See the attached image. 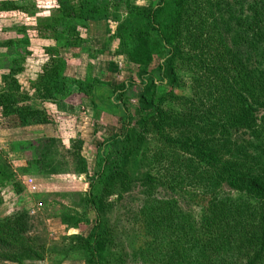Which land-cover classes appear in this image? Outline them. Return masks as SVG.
<instances>
[{"label": "trees", "instance_id": "16d2710c", "mask_svg": "<svg viewBox=\"0 0 264 264\" xmlns=\"http://www.w3.org/2000/svg\"><path fill=\"white\" fill-rule=\"evenodd\" d=\"M76 1H58V15L44 19H37L32 0L0 2V12L36 16L39 38L55 43L45 47L48 59L31 83L32 96L15 78L23 71L15 68L18 59L11 60L0 89L3 117H16L20 127L48 124L49 116L33 108L34 99L58 104L76 91L96 106L93 92L105 86L124 121L121 134L100 143L91 171L75 152L74 174L89 180L79 197L94 222L85 235L63 237L62 252L73 253L65 261L125 264L106 213L138 190L143 204L134 221V260L138 253L143 264H264V0L127 1L124 18L112 16L115 54L136 67L137 81L114 85L88 73L83 79L67 74L66 52L78 47V28L107 22L109 14L110 0ZM5 48L11 50L10 42ZM131 88L137 89L133 112L125 100ZM45 151L33 149L35 159L24 171L64 173L52 168ZM11 172L0 171V187L11 184L20 195L24 187ZM159 191L167 197H157ZM188 204H198V211ZM76 214L65 210L59 220L72 229L82 221L90 227ZM30 230L28 211L0 218V262L43 261L55 252L37 244Z\"/></svg>", "mask_w": 264, "mask_h": 264}, {"label": "rangeland", "instance_id": "374dc122", "mask_svg": "<svg viewBox=\"0 0 264 264\" xmlns=\"http://www.w3.org/2000/svg\"><path fill=\"white\" fill-rule=\"evenodd\" d=\"M58 1L60 0H32L36 6L37 19L57 16ZM127 1L138 6H147L150 3L155 4L158 0H110L107 22L78 28L80 39L78 47L66 52L69 76L83 79L88 73L99 81L110 82L112 85L129 78L137 81L136 67L127 65L122 56L115 54L118 48V41L115 38L117 23L112 16L115 12L120 19H123ZM71 4L78 5L76 0H71ZM36 16H27L19 12H0V89L3 86L2 76L9 73L11 60L16 58L19 65L15 68L21 67L23 70L15 76L21 85V90L31 96L35 92L31 83L36 80L41 68L47 62L45 47L55 45L52 40L39 38V33L35 30ZM9 42L11 50L8 51L5 47ZM84 50H87L89 55ZM100 51L105 53L97 54ZM8 54L10 56L7 58ZM136 92V88H131L125 96L131 112L136 106ZM110 93L109 88L105 86L94 91L96 106L91 104L86 95L77 94L76 91L58 104L34 99L33 108L43 110L51 120L44 125L20 127L16 117H3L0 110V171L6 173L12 171L15 180L20 183L25 178L31 177L37 185V192L32 195L23 192L20 195L16 194L11 184L0 187V218L17 211L25 210L29 213L31 207L40 202L42 204L40 211L35 215H29L31 226L29 235L35 238L37 244H45L47 249H55V252L49 255L46 253L47 257L43 261H28L26 264H85L76 260L65 261V257L73 253L62 252L67 248L66 243L63 242L64 236L78 233L85 235L91 228L90 224L94 222L92 211L83 210V201L79 197L80 194L87 193L89 180L84 175L74 174L79 161L76 160L75 152L80 150L91 171L100 153V143L112 134L123 132L124 121L120 111L112 106ZM184 93L187 94L186 91ZM17 144L26 150L15 149ZM38 145L51 155L52 168H61L64 173L52 176L24 171L28 162L35 159L33 149L38 148ZM41 155L43 156V152ZM224 192H228L227 188ZM72 194L75 196H71ZM155 194L159 198L168 195L165 191ZM114 200V197L110 198L111 202ZM142 202V192L133 190L125 194L123 200L118 202L111 212L106 213L109 225L115 230L125 250L126 257L123 258L125 264H143L138 253L135 260L131 256L137 249V245L135 247L137 226L134 225V221L138 220L136 213L141 208ZM197 206L198 204H192L189 208L197 212ZM65 210H69L72 214L74 211L79 212L76 215L83 217L81 220H87L85 224L89 223L90 227L84 226L83 221L78 229L61 224L59 217H63ZM112 251L118 253L116 249ZM115 260L117 259L113 258L112 262L114 263ZM0 264L13 263L0 262Z\"/></svg>", "mask_w": 264, "mask_h": 264}, {"label": "built area", "instance_id": "2783aa9c", "mask_svg": "<svg viewBox=\"0 0 264 264\" xmlns=\"http://www.w3.org/2000/svg\"><path fill=\"white\" fill-rule=\"evenodd\" d=\"M21 184L24 187L25 193L32 195L37 192V185L33 178L27 177L21 181ZM41 207L42 204L40 202L38 204H34L29 211V215L30 216L35 215L38 211H40Z\"/></svg>", "mask_w": 264, "mask_h": 264}, {"label": "crops", "instance_id": "0c3cea01", "mask_svg": "<svg viewBox=\"0 0 264 264\" xmlns=\"http://www.w3.org/2000/svg\"><path fill=\"white\" fill-rule=\"evenodd\" d=\"M13 13V12H12ZM73 93V92H72ZM78 94V93H77ZM53 176V175H52ZM23 193H25V192H23Z\"/></svg>", "mask_w": 264, "mask_h": 264}]
</instances>
